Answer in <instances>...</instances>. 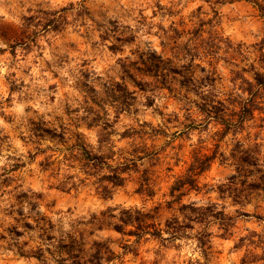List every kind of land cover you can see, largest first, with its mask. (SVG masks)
<instances>
[{"label":"clouds","instance_id":"clouds-1","mask_svg":"<svg viewBox=\"0 0 264 264\" xmlns=\"http://www.w3.org/2000/svg\"><path fill=\"white\" fill-rule=\"evenodd\" d=\"M262 105L264 0H0V264H264Z\"/></svg>","mask_w":264,"mask_h":264},{"label":"rangeland","instance_id":"rangeland-1","mask_svg":"<svg viewBox=\"0 0 264 264\" xmlns=\"http://www.w3.org/2000/svg\"><path fill=\"white\" fill-rule=\"evenodd\" d=\"M259 103L260 102L258 101V104ZM262 106H264V105H262ZM256 116H257L258 119L264 120V114L257 113ZM210 156H211V152L210 151H201V152L196 153V152H192L191 150H189L187 148V146H185V150H184L185 164L180 169H176L175 170L176 175H178V176L181 175L183 170H184V168L191 163L193 158L203 159L204 157H210ZM193 178L196 179V176L194 175Z\"/></svg>","mask_w":264,"mask_h":264},{"label":"trees","instance_id":"trees-1","mask_svg":"<svg viewBox=\"0 0 264 264\" xmlns=\"http://www.w3.org/2000/svg\"><path fill=\"white\" fill-rule=\"evenodd\" d=\"M204 158H205V157H204ZM204 158H203V159H204ZM203 159H201V160H203ZM193 179H194V178H193Z\"/></svg>","mask_w":264,"mask_h":264}]
</instances>
